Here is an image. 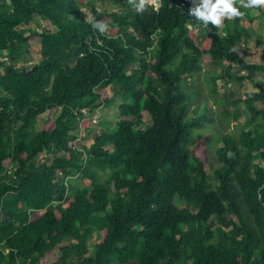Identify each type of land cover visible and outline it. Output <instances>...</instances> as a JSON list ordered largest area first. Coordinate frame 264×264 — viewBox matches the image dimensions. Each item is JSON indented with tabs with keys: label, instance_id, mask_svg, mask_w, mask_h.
I'll return each mask as SVG.
<instances>
[{
	"label": "trees",
	"instance_id": "1",
	"mask_svg": "<svg viewBox=\"0 0 264 264\" xmlns=\"http://www.w3.org/2000/svg\"><path fill=\"white\" fill-rule=\"evenodd\" d=\"M179 1L138 15L0 0V264H37L54 248L47 264H264V79L253 77L264 65L238 50L264 6L197 34L191 0ZM36 18L53 29H32ZM33 38L40 58L28 63ZM204 55L221 69L207 84L218 112L228 92L215 79L242 78L231 63L257 85L239 98L245 121L237 100L231 127L205 115ZM107 88L117 114L76 147L81 109L115 104Z\"/></svg>",
	"mask_w": 264,
	"mask_h": 264
},
{
	"label": "rangeland",
	"instance_id": "2",
	"mask_svg": "<svg viewBox=\"0 0 264 264\" xmlns=\"http://www.w3.org/2000/svg\"><path fill=\"white\" fill-rule=\"evenodd\" d=\"M123 0H103L99 1L96 0L95 8L98 12H115L118 11L128 4L127 0L124 3ZM191 4V3H190ZM84 12L89 13V19L93 18L94 15H96V12L91 11L90 9L84 8ZM109 17L107 15L102 16V20L107 21ZM106 24V31H108V23L104 22ZM223 24L220 26V30L223 32L224 28L222 27ZM251 27L253 28V36L252 38L246 39L243 42L238 44V50L243 58H245L250 63H257V64H263L264 65V19L263 18H255L251 24ZM23 28H27L26 25L23 26ZM32 29H36L39 32H42L46 29H53L49 21L47 19L43 18H36L32 24ZM194 31L197 34H201L203 32V27L198 26ZM40 49V43L36 39L30 40V54L32 56V59L30 62H36L40 58L39 54ZM203 64H204V70L208 74H201L198 77V81L201 85V90L203 91V94L207 97V100L204 101V103L207 106V109L205 110L206 116H217L219 121H222L225 117L230 116V127L232 124L236 122L235 119H233V115L230 112H224L226 111L227 107L232 106V102L234 100L238 101V107H239V113L243 121L249 116L248 110L245 108L242 101H240L239 98L244 97V92L251 91L254 89H257V85L253 82V80H249L246 77H243V75L246 74V69H239V63L234 62L231 63V67L227 68L229 72L232 75L235 76H242L240 80H232L230 77L228 78L227 74H223L220 77H217L215 79L216 88L219 91V93L228 92L227 96V102L225 105L220 106V112L219 110L215 109V105L212 101V94L210 95L209 89H208V83H210V74H213V72L216 70L217 72L221 70L220 68H216V66H213L210 63V56L204 55L203 56ZM210 73V74H209ZM254 80H263L264 79V71L257 70L256 73L253 75ZM107 91L112 98L119 97V94H115L114 91H112V88H107ZM239 99V100H238ZM113 106H116V100L114 99ZM101 102L98 104L100 110L98 112V107L94 111H90L88 109H82V115L79 116L77 120L79 124V135L74 140L73 145H75L78 148H81L82 146L86 145L88 146L92 141L93 137L97 136L102 128L104 126V120L108 122L110 115H103L102 113H105L104 109L107 108V104H101ZM203 107V104L201 105ZM103 110V111H102ZM102 111V112H101ZM112 113L117 114V109L114 108L111 110ZM59 114V108L53 113V118H55ZM46 115V114H45ZM45 115H41L35 122V126L37 129H40L44 126V120ZM106 117V119L104 118ZM144 119H147L146 114H144ZM103 124V125H102ZM44 157V155L42 156ZM78 175V172L74 171L73 176L76 177ZM40 211H37L35 215L39 214ZM58 255V249L54 248L50 251H48L44 258H42L37 264H47L57 258Z\"/></svg>",
	"mask_w": 264,
	"mask_h": 264
},
{
	"label": "clouds",
	"instance_id": "3",
	"mask_svg": "<svg viewBox=\"0 0 264 264\" xmlns=\"http://www.w3.org/2000/svg\"><path fill=\"white\" fill-rule=\"evenodd\" d=\"M128 4L138 14L142 15L149 7L154 12H159L162 6L158 0H127ZM264 6V0H191V6L187 14L199 22L204 29L209 25L220 27L225 20H236L243 17L241 8L258 9ZM94 30L103 34L106 31V24L102 21L92 19L90 21Z\"/></svg>",
	"mask_w": 264,
	"mask_h": 264
},
{
	"label": "crops",
	"instance_id": "4",
	"mask_svg": "<svg viewBox=\"0 0 264 264\" xmlns=\"http://www.w3.org/2000/svg\"><path fill=\"white\" fill-rule=\"evenodd\" d=\"M114 108H115V106L108 105L107 108L104 109V111H105L104 116L105 115H110V116L114 115V113L111 112V110H113Z\"/></svg>",
	"mask_w": 264,
	"mask_h": 264
},
{
	"label": "built area",
	"instance_id": "5",
	"mask_svg": "<svg viewBox=\"0 0 264 264\" xmlns=\"http://www.w3.org/2000/svg\"><path fill=\"white\" fill-rule=\"evenodd\" d=\"M158 2L160 3L161 2V0H158ZM179 5L181 6V7H184L185 6V1L184 0H180L179 1ZM84 109V108H83ZM82 110V109H81Z\"/></svg>",
	"mask_w": 264,
	"mask_h": 264
}]
</instances>
